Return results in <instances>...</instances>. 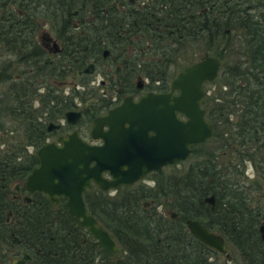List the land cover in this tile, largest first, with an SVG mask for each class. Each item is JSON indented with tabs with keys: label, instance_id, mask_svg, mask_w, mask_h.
<instances>
[{
	"label": "flooded vegetation",
	"instance_id": "1",
	"mask_svg": "<svg viewBox=\"0 0 264 264\" xmlns=\"http://www.w3.org/2000/svg\"><path fill=\"white\" fill-rule=\"evenodd\" d=\"M208 55L218 61L216 75L224 76L218 84L219 100L213 99L221 101L225 108L217 115L210 107L216 94L209 96L206 85L214 78L202 82L201 105L208 123L221 120L218 126L222 131L212 136L216 126L209 123L212 132L208 140L192 144L185 158L194 160L192 147L198 146V158L199 154H207L209 159V153L214 151L213 164L221 169L239 162L237 153H249L250 157L237 164V169L245 179L264 187V0H0V150L8 148L12 138L25 136L34 120L44 126L45 139L39 146L57 142L74 131L84 140L81 123H89L91 137L95 117L104 116L125 96L136 101L147 91H169L170 81L181 69ZM232 72L239 74L236 87L228 81ZM233 95L235 103L230 106ZM65 111L81 114L68 123ZM177 116L184 117L181 113ZM84 141L101 143L98 137ZM39 146L23 145L21 151L18 148L21 153L12 158V163L36 156ZM38 161L32 162L29 172ZM249 164L255 170L253 178L247 173ZM155 171L130 186L143 184L151 188ZM29 172L16 174L10 184H5L6 197L15 206L32 203L35 193H40L25 189ZM204 182L208 187L215 184L208 172ZM217 186L218 192L207 193L201 199L203 207H208L205 223L211 227L199 222L211 233L221 234L225 244L223 230L215 228V217L209 218L224 198L222 185ZM91 187L99 188L92 182L88 188ZM116 189H109L111 193L102 191L109 196ZM206 195H213L212 209L202 201ZM255 197L264 200L262 195ZM56 199L52 205L64 207L66 199ZM148 203L143 200V204ZM5 212L3 223L13 222L14 228L5 247L0 242V264H13L25 254L29 256L23 264H30L32 253L25 248L19 222L16 217L11 222L14 212ZM170 218L173 219L171 215ZM260 225L264 234L263 213L255 229L264 241ZM227 253L228 257L222 253L224 261L218 263L243 264L238 250L239 262L230 261L232 255Z\"/></svg>",
	"mask_w": 264,
	"mask_h": 264
},
{
	"label": "trees",
	"instance_id": "2",
	"mask_svg": "<svg viewBox=\"0 0 264 264\" xmlns=\"http://www.w3.org/2000/svg\"><path fill=\"white\" fill-rule=\"evenodd\" d=\"M162 77L165 81L164 75ZM220 78L218 80L222 81L224 76ZM238 78L239 74L232 72L228 81L236 87ZM215 94L210 107L218 115L225 107L221 101L213 99L219 100L218 89ZM233 97L229 99L230 106L235 103ZM220 121H209L216 126L212 136L222 131L218 126ZM32 123L33 127L28 128L30 131L25 136L12 138L8 148L0 150V242L4 247L9 242L8 234L13 231L12 220L16 217L19 232L25 238V248L32 253L30 264H221L217 260L218 254L194 239L184 224L185 218L189 217L209 226L204 218L208 207H203L201 199L207 193L218 192V183L222 185L224 198L210 212L209 218L215 217V228L223 230L226 242L241 253L243 264H264V241L255 229L264 214V200L255 196H264V187L245 179L242 171L237 169V164L243 162L249 153H237L239 162L234 161L230 168L226 165L218 169L212 160L214 151L209 153V159L207 154L205 157L199 154V159L200 147L193 146L195 161L180 170L173 164L175 167L171 173L161 181L164 173L162 169L156 170L155 178L161 177L155 179L151 188L143 184L121 186L109 196L99 188H88L83 193L86 208L116 241V252L106 256L98 242L78 225L77 219L67 215L61 204L52 205L40 193H35L32 203L16 206L7 199L5 184H10L14 175L29 172L32 162L37 160L33 155L13 164L12 158L21 153L23 145L38 147L45 139L42 135L44 126L36 120ZM207 172L215 181L214 186H206ZM163 198L177 214L173 219L155 209ZM143 200L154 205L147 208ZM6 210L14 212L12 223H3Z\"/></svg>",
	"mask_w": 264,
	"mask_h": 264
},
{
	"label": "water",
	"instance_id": "3",
	"mask_svg": "<svg viewBox=\"0 0 264 264\" xmlns=\"http://www.w3.org/2000/svg\"><path fill=\"white\" fill-rule=\"evenodd\" d=\"M218 68V61L208 55L181 69L167 92L147 91L136 101L125 96L121 104L92 121L90 138L98 137L99 144L80 139L75 131L57 142H44L35 150L39 161L27 174L25 189L40 192L51 204L57 197L66 199L63 206L67 215L79 221L106 256L112 255L117 250L116 241L88 211L82 193L91 182L103 191L130 186L152 170L181 162L191 153L192 144L208 140L212 128L201 105L202 82L215 79ZM179 113L184 117H178ZM65 114L66 121L73 123L81 113ZM202 201L209 203L210 209L215 203L213 195H206ZM170 215L174 218L175 213ZM184 224L201 244L229 256L221 234L211 233L197 219L185 218ZM28 256L13 264H23Z\"/></svg>",
	"mask_w": 264,
	"mask_h": 264
},
{
	"label": "rangeland",
	"instance_id": "4",
	"mask_svg": "<svg viewBox=\"0 0 264 264\" xmlns=\"http://www.w3.org/2000/svg\"><path fill=\"white\" fill-rule=\"evenodd\" d=\"M217 75L218 76H217L216 79H213V81L211 83H209V84L206 85V88L208 89L207 90V94L209 96H210V94L216 92L217 89H219V85H218L219 84V80L218 79L220 78V75H219V73ZM95 76L97 78L99 77L98 74H95ZM86 119H87V116L83 117V121L86 122ZM89 127H90L89 123H84V124L81 123L80 134H81V136L83 137L84 140H90V138H89L90 135L88 134V128ZM212 143L207 144V146H209L208 148H211L210 145H212ZM204 148H206V146ZM189 162L190 161H188V158L187 159L184 158L183 160H181V162L174 163V164H176V167L178 168V170H180L182 166L183 167L184 166H187V164H189ZM171 165L173 166V164H171ZM171 165L170 166H162V173H164V174L161 175V176H163V178L159 179V181L165 179V176H168V174L171 173V170L175 167V166L172 167ZM247 171H248L247 172L248 173V176L250 178H253V172H255V170L250 166V164L247 166ZM160 177H156L155 179L160 178ZM111 192H112V190H109L108 191V193H111ZM147 202H149V201L147 200ZM146 205H147L146 206L147 208H150V206L152 207V205H154V204L151 203V202H149ZM155 209L157 210L158 213H161V214H163L165 216L168 215L170 213V211L173 212V210L171 209V206H169V204L165 202L164 198H163V200H162V202L160 204H157V206H156ZM225 244L227 246L226 247V251L229 252L232 255L230 261L239 262V259L238 258L240 257V255L238 256V254L236 253V250L234 249L235 246H233V244L227 243V242ZM224 258H225L224 255L222 253H219L217 260L218 261H224ZM231 264H233V263H231Z\"/></svg>",
	"mask_w": 264,
	"mask_h": 264
}]
</instances>
